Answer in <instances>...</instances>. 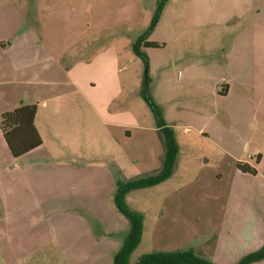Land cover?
<instances>
[{
	"label": "rangeland",
	"instance_id": "374dc122",
	"mask_svg": "<svg viewBox=\"0 0 264 264\" xmlns=\"http://www.w3.org/2000/svg\"><path fill=\"white\" fill-rule=\"evenodd\" d=\"M156 4L0 0V19H12V38L18 45L8 57L25 63L50 59L40 70L27 71L31 83H20L18 77V83L5 90L17 99L21 94L39 97L33 105L45 146L31 157L35 174L1 172L0 264H109L110 256L97 248L108 251L106 234L111 232L120 244L130 229L114 202L118 180L158 173L165 154L144 89L168 113L169 121L201 124L214 115V124L221 123L223 130L214 141H205L189 139L183 128L177 129L178 170L167 184L136 191L129 198L147 225L145 240L131 261L149 251L153 235L161 251L193 249L216 264H237L264 245V172L252 175L237 166H257L254 155L264 147L259 139L264 134V99L250 98V105L237 89L229 98H213L201 85L213 83L217 65L214 73L202 74L195 64L205 46L220 43L218 51L230 46L233 32H217L223 27L217 24L234 30L251 23L253 19H242L240 11L261 9L264 0H168L149 37L163 47L146 50V71L133 51V40L150 26ZM4 9H10L11 16H5ZM58 57L64 58L62 68L52 60ZM173 59L181 61L174 67ZM189 65L195 74L178 77L177 69ZM175 104L178 109L172 108ZM24 106L19 103L18 109ZM76 148L80 156L72 160L81 166L53 158L57 151L70 158ZM61 164L72 173L60 176Z\"/></svg>",
	"mask_w": 264,
	"mask_h": 264
},
{
	"label": "crops",
	"instance_id": "0c3cea01",
	"mask_svg": "<svg viewBox=\"0 0 264 264\" xmlns=\"http://www.w3.org/2000/svg\"><path fill=\"white\" fill-rule=\"evenodd\" d=\"M0 8V12H1ZM8 10V11H7ZM41 10V6L39 8V13ZM3 14L5 16H11L10 9H4ZM242 19L245 18V16H248L252 18V22L245 25L236 26V28L229 29V26H225L226 24L220 23L217 24L223 25V27H219L217 32H225L230 31L233 32L232 36V42L226 50L222 48V50H217V48H220V43H218L217 46H214L212 44L210 47L205 46L204 51L200 50L199 59H196V63L198 65V68L200 67V72L202 74L206 73H214L215 71V65H217L216 70H218V75L214 78L213 83L210 85H204L201 87L204 88L207 92V94H211V96L215 99H226L229 98L233 92L234 89H237L241 94L245 95L247 97L248 103L251 105L254 104L253 101H251L250 98L253 99V97L257 98L258 95L263 97L264 99V7L261 9H248L245 8L244 10L240 11ZM41 17V16H40ZM255 17V18H254ZM0 21L3 22V24L0 22V121L1 116L8 112H13L16 109H18L19 103L21 105H33L35 103L39 102V97L36 95H31L29 97L24 96L23 94L20 95L19 99H17V95L10 97V91L6 92L7 87H11L16 85L18 83V77L20 83H31L25 76L28 70H32L33 67H36L38 70L42 67V65H45L50 60L49 58L46 59V57L43 58V60H37L35 62H18L15 58L11 59V57H8L9 53H12V50L16 49L18 45L13 41V30L11 29V25L13 24L12 19H4ZM15 22V19H14ZM36 22L38 26H40L41 20L36 17ZM15 27V24H13V28ZM143 34V33H142ZM141 34V35H142ZM137 36L136 40L138 37ZM136 40H133L134 42ZM160 44V43H159ZM203 48V47H202ZM216 48V49H215ZM219 54L217 57L216 54ZM181 55V54H178ZM198 57V56H197ZM3 60H5L3 62ZM56 64L62 68L64 66V58L58 57V59H52ZM183 60V59H182ZM181 60L173 59V62L171 63L174 67L178 62ZM211 65V67H210ZM167 66L165 65V68ZM192 65L185 66L182 70L176 71L177 76L179 77L181 73L183 74H189L192 72L195 74V72L192 70ZM210 73V74H211ZM187 85H190L186 82ZM23 98V100H22ZM29 99L28 102H26L25 99ZM263 104V101L260 100ZM45 104V103H44ZM264 107V105H263ZM172 108H177V105L173 106ZM252 108V107H251ZM181 109V108H180ZM165 122L168 126L172 127L175 130L176 133V140L178 142V135H177V129L183 128L182 133L189 139H196V138H202L203 140L208 141H214V138L220 137L221 131L223 130V126L221 123L217 122L214 124V121L216 118H214V115H209L208 120L204 121L201 124H194L191 122H186L183 119L168 120V113L166 111H163ZM187 112V111H186ZM37 113L35 117V128L37 131V134L39 136L37 123H36ZM264 121L262 122V124ZM214 124V125H212ZM264 126V125H263ZM262 127V126H261ZM262 130L264 131V127H262ZM217 132V133H216ZM213 133H215L213 135ZM220 133V134H219ZM217 135V136H216ZM40 138V136H39ZM260 141L264 142V134L261 136L259 135ZM41 140V138H40ZM45 143L42 142L39 144L36 140L35 134L33 131L29 128L20 126L16 127L14 129H11L7 133H4L0 127V176L2 175L1 172H7L4 175H22L25 176L28 171H31L32 174H35V170L30 169L31 166L34 164L33 158H31L33 155L44 149ZM78 149H74L70 153V158H66L63 153L60 151H57L56 154L53 155L54 159L58 160H72L75 156H80L77 153ZM257 153L254 155L255 162L257 163V160L259 158V162L257 163V166L250 165L251 167L255 168L257 170V174H260V172H264V147H258ZM180 155V154H179ZM23 159V162L21 161ZM25 159V160H24ZM28 159V160H27ZM76 158H74V162L68 163L69 165L76 167L81 166L80 162L75 161ZM164 160V158H163ZM241 160L238 159L237 163ZM207 162H210V160H207ZM62 163V162H60ZM163 164V163H162ZM179 165V157L177 161V166L175 172L178 170ZM61 167L57 168V173L60 176L65 177L66 174H71V171L66 172L65 170V164H61ZM160 170H158L159 172ZM110 173L109 170H106V174ZM45 172H43L41 175H44ZM171 179V178H170ZM168 179L166 182L162 183V185L167 184L169 182ZM10 185L13 184V180H9ZM28 184V180H26ZM161 185V184H160ZM158 185V186H160ZM65 186V183H63L62 187ZM30 187V186H29ZM156 187V186H154ZM152 188V187H151ZM114 189V188H113ZM113 189L109 191L108 198L111 199L113 195L115 194L113 192ZM148 189V188H146ZM144 190V189H142ZM116 191V189H115ZM139 190L132 191L129 193L126 197L127 204L130 208H132L129 205V198L130 196ZM114 193V194H113ZM59 200V199H58ZM63 199L60 198V201L62 202ZM83 201H79V205L83 204ZM104 208L106 206L104 205ZM117 209V208H116ZM132 210L139 212V210H136L135 208H132ZM118 211V210H117ZM104 212V211H103ZM141 212V211H140ZM143 213V212H141ZM100 214V213H99ZM101 218V214L98 215ZM118 218L120 215H117ZM122 220V219H121ZM146 220L144 217V231L142 235V239L140 242V245L138 248L141 247L143 244L145 237H146ZM108 228L111 230H118L117 227L108 226ZM122 231V230H121ZM123 232V231H122ZM128 230L122 234L120 237V244H115L114 237H112L111 232H109L106 235H109V238L105 239L106 246L108 247V251L104 248H97V252H105V254L110 256L109 264H113V257L114 255L119 251V249L122 246V243L127 236ZM6 236V234H4ZM10 238L11 235H9ZM152 246L150 247L149 251L147 253H152L156 251H161L160 248H157L154 246V235L152 238ZM108 242V245H107ZM105 247V248H107ZM137 248V249H138ZM137 249L134 251V253L137 251ZM80 250V249H78ZM81 251V250H80ZM80 251L76 254L80 255ZM132 254L130 258V263L134 264L138 261L136 258V262H132L131 259L134 255ZM146 253V254H147ZM99 254V253H98ZM144 255V254H143ZM142 255H140L141 257ZM139 257V258H140Z\"/></svg>",
	"mask_w": 264,
	"mask_h": 264
},
{
	"label": "trees",
	"instance_id": "16d2710c",
	"mask_svg": "<svg viewBox=\"0 0 264 264\" xmlns=\"http://www.w3.org/2000/svg\"><path fill=\"white\" fill-rule=\"evenodd\" d=\"M168 0H157L156 10L153 14L150 26L133 44L135 55L140 58L145 65L146 71L149 69V57L147 49L162 48L163 45L149 41L160 19L163 8ZM142 96L150 106L154 118L156 120L158 130L162 134L164 141V160L160 171L154 175L143 176L137 179L122 181L118 180L117 188L114 195V202L118 212L124 216L129 224L130 229L125 237L121 248L113 257V264H131L130 258L134 251L140 245L144 231V215L140 212L132 210L126 201L129 193L135 190H142L158 186L174 174L177 166L180 148L176 140L175 130L168 126L165 122L163 110L152 99L147 89H144ZM37 107L35 105H27L16 109L13 112L5 113L1 116L0 127L4 133L16 127H26L33 131L38 143L41 140L35 128V117ZM259 162V158L257 163ZM238 169L244 173L252 175L257 174V170L248 164L238 163ZM264 260V245L256 252L250 253L243 257L237 264H254ZM134 264H216L212 261L200 256L193 249L177 250V251H156L142 255Z\"/></svg>",
	"mask_w": 264,
	"mask_h": 264
}]
</instances>
